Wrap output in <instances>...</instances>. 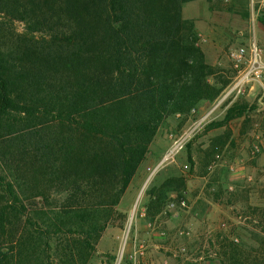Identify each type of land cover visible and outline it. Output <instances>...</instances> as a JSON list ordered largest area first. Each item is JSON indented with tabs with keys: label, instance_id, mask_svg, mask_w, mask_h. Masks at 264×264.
Instances as JSON below:
<instances>
[{
	"label": "trees",
	"instance_id": "obj_1",
	"mask_svg": "<svg viewBox=\"0 0 264 264\" xmlns=\"http://www.w3.org/2000/svg\"><path fill=\"white\" fill-rule=\"evenodd\" d=\"M190 1L0 0V264H87L160 123L219 97Z\"/></svg>",
	"mask_w": 264,
	"mask_h": 264
},
{
	"label": "rangeland",
	"instance_id": "obj_2",
	"mask_svg": "<svg viewBox=\"0 0 264 264\" xmlns=\"http://www.w3.org/2000/svg\"><path fill=\"white\" fill-rule=\"evenodd\" d=\"M188 3L191 16L183 17L194 23L214 67L210 80L225 86L217 99L160 123L118 215L87 264H222L231 242L240 244L247 264H264V0H193L184 6ZM204 5L207 11L200 8ZM201 17L207 24L198 28ZM14 31H27L26 22L0 11V32ZM239 49L245 55L237 68L230 54ZM252 66L258 72L243 84L244 93L235 91L221 101ZM235 106L245 111L225 121ZM187 132L174 159L149 177L148 167ZM173 178H183L184 185L170 183ZM159 190L167 192L163 206L151 205ZM173 192L185 195L188 206L169 207Z\"/></svg>",
	"mask_w": 264,
	"mask_h": 264
},
{
	"label": "built area",
	"instance_id": "obj_3",
	"mask_svg": "<svg viewBox=\"0 0 264 264\" xmlns=\"http://www.w3.org/2000/svg\"><path fill=\"white\" fill-rule=\"evenodd\" d=\"M244 55H245V49L235 50L234 52L230 54V57L235 61L237 68L240 67V63L242 59L244 58ZM258 61L259 60L257 59V55H256L254 62H258ZM253 71H255V73L258 72L256 66H252L247 72H245L244 75L232 87H230L226 91V94L221 101H224L226 97H228L230 94H232L235 91H236V94L244 93L242 91V86L246 81L249 80L250 75ZM189 136L190 134H188L187 132L182 137L175 140L174 143L170 146V148L167 150V152L163 156L162 160L156 166L148 167L149 177H152L153 175H155L157 171L163 165H165L167 162L174 159L175 155L184 147L185 143L188 141ZM168 205L169 207H177V208H185L188 206L185 195L178 194L177 192H173L170 194Z\"/></svg>",
	"mask_w": 264,
	"mask_h": 264
},
{
	"label": "crops",
	"instance_id": "obj_4",
	"mask_svg": "<svg viewBox=\"0 0 264 264\" xmlns=\"http://www.w3.org/2000/svg\"><path fill=\"white\" fill-rule=\"evenodd\" d=\"M187 5H188V6H187ZM192 5H193V4L188 3V4H186L185 6H183V14H185L187 17L191 16V15H189V14L192 13V9H193V8H192ZM186 6H187V7H186ZM201 7H203V8H201ZM187 8H188V10H187ZM200 8H201L202 10L207 11V8L205 7V5H204V6H200ZM185 9L188 11V13H187V11H185ZM196 23H197V27H198V28H199V25H200L201 28H202L203 25L207 24L206 20H205L203 17H201V20H200V21H197ZM200 35H201V34H200ZM204 52H205L206 58H208V53H206V50H204Z\"/></svg>",
	"mask_w": 264,
	"mask_h": 264
},
{
	"label": "bare ground",
	"instance_id": "obj_5",
	"mask_svg": "<svg viewBox=\"0 0 264 264\" xmlns=\"http://www.w3.org/2000/svg\"><path fill=\"white\" fill-rule=\"evenodd\" d=\"M141 195H142V192L140 193L139 200H140V198H141ZM139 200H138V201H139Z\"/></svg>",
	"mask_w": 264,
	"mask_h": 264
}]
</instances>
